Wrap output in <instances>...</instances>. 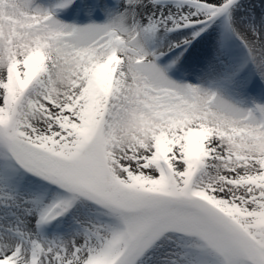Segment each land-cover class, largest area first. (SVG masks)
<instances>
[{"label":"snow or ice","instance_id":"1","mask_svg":"<svg viewBox=\"0 0 264 264\" xmlns=\"http://www.w3.org/2000/svg\"><path fill=\"white\" fill-rule=\"evenodd\" d=\"M0 264H264V3L0 0Z\"/></svg>","mask_w":264,"mask_h":264},{"label":"rangeland","instance_id":"2","mask_svg":"<svg viewBox=\"0 0 264 264\" xmlns=\"http://www.w3.org/2000/svg\"><path fill=\"white\" fill-rule=\"evenodd\" d=\"M253 95L256 96V98H260V93L258 90L256 92H254Z\"/></svg>","mask_w":264,"mask_h":264},{"label":"bare ground","instance_id":"3","mask_svg":"<svg viewBox=\"0 0 264 264\" xmlns=\"http://www.w3.org/2000/svg\"><path fill=\"white\" fill-rule=\"evenodd\" d=\"M260 2L264 3V0H260ZM82 20H83V17L80 19V21H82Z\"/></svg>","mask_w":264,"mask_h":264}]
</instances>
